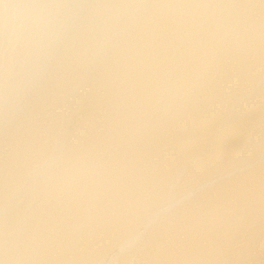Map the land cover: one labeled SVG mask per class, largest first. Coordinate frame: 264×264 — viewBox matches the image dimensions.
<instances>
[{"label": "bare ground", "instance_id": "bare-ground-1", "mask_svg": "<svg viewBox=\"0 0 264 264\" xmlns=\"http://www.w3.org/2000/svg\"><path fill=\"white\" fill-rule=\"evenodd\" d=\"M0 264H264V0H0Z\"/></svg>", "mask_w": 264, "mask_h": 264}]
</instances>
